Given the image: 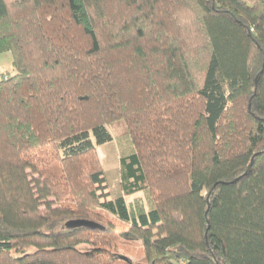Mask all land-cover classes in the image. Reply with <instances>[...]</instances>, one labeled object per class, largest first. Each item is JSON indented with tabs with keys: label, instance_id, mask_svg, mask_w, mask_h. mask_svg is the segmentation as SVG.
<instances>
[{
	"label": "trees",
	"instance_id": "1",
	"mask_svg": "<svg viewBox=\"0 0 264 264\" xmlns=\"http://www.w3.org/2000/svg\"><path fill=\"white\" fill-rule=\"evenodd\" d=\"M7 52L0 264H264V0H0Z\"/></svg>",
	"mask_w": 264,
	"mask_h": 264
},
{
	"label": "rangeland",
	"instance_id": "2",
	"mask_svg": "<svg viewBox=\"0 0 264 264\" xmlns=\"http://www.w3.org/2000/svg\"><path fill=\"white\" fill-rule=\"evenodd\" d=\"M15 74L11 53L0 54V80L9 78ZM111 136V141L96 148V156L99 164L105 173V188L100 193L103 200H112L119 195H123L121 191V167L120 159L128 156L133 152L128 140L123 136L124 129L121 123H116L106 127ZM130 210L135 207H142L145 212L150 211L151 202L146 192H139L131 196L124 197ZM124 254L123 250L118 251ZM133 263L138 261L137 257L129 258Z\"/></svg>",
	"mask_w": 264,
	"mask_h": 264
},
{
	"label": "water",
	"instance_id": "3",
	"mask_svg": "<svg viewBox=\"0 0 264 264\" xmlns=\"http://www.w3.org/2000/svg\"><path fill=\"white\" fill-rule=\"evenodd\" d=\"M66 228H88V229H101V227L91 221L75 220L66 223Z\"/></svg>",
	"mask_w": 264,
	"mask_h": 264
}]
</instances>
